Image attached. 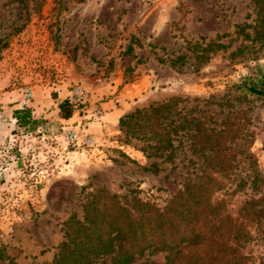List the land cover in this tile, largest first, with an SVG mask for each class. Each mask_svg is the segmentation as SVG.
Listing matches in <instances>:
<instances>
[{"label": "rangeland", "instance_id": "1", "mask_svg": "<svg viewBox=\"0 0 264 264\" xmlns=\"http://www.w3.org/2000/svg\"><path fill=\"white\" fill-rule=\"evenodd\" d=\"M121 1L0 0V62L9 63L15 50V71L24 70L29 78L23 90H32L33 102V87L40 88L38 102L51 114L39 119L35 132L7 122L0 127V264H54L66 240V223L72 217L84 219V204L98 189L164 208L203 164L185 137L187 127L175 138L170 160L168 155L147 158L122 144L119 123L103 146L67 147L64 130L78 122L63 125L57 120L59 111L52 114L62 91V101L75 85L91 95L98 79L118 75L119 62L130 66L137 57L123 52L111 61H103L102 55L89 57L85 38H64V23L76 15L111 17L109 6ZM256 19L252 0H154V66L142 69L153 80L131 100V113L181 98L174 117L178 125L190 128L200 122L206 129L221 130L224 124L240 129L238 143H244L264 177V100L239 89L264 76V46L255 39ZM129 68L128 80L140 76ZM86 110L73 109L72 117ZM234 189L229 185L227 192L214 197L237 210L251 190ZM170 254L149 251L132 264L164 263ZM246 254L251 264H264L262 233L254 234ZM109 263V257L93 261Z\"/></svg>", "mask_w": 264, "mask_h": 264}, {"label": "trees", "instance_id": "2", "mask_svg": "<svg viewBox=\"0 0 264 264\" xmlns=\"http://www.w3.org/2000/svg\"><path fill=\"white\" fill-rule=\"evenodd\" d=\"M252 2L257 15L255 39L264 46V0ZM239 89L264 100V76ZM181 101L174 97L122 117V144L147 158L168 155L170 160L175 138L187 127L185 137L193 152L203 158L199 172L164 208L98 189L84 204V219L72 217L66 223V240L54 264H93L100 257H109V264H132L149 251L171 252L164 263L151 264H251L247 246L254 234L264 235V177L244 143H238L240 129L228 124L221 130L206 129L200 122L190 128L178 125L174 117ZM58 109L61 119L73 115L69 98ZM13 118L26 133L35 132L41 123L30 109L14 111ZM229 185L235 186L234 193L251 190L237 210L214 197L227 192Z\"/></svg>", "mask_w": 264, "mask_h": 264}, {"label": "crops", "instance_id": "3", "mask_svg": "<svg viewBox=\"0 0 264 264\" xmlns=\"http://www.w3.org/2000/svg\"><path fill=\"white\" fill-rule=\"evenodd\" d=\"M108 9L111 17L76 15L64 23V38L68 36L67 39L77 42L80 37L85 38L89 57L102 55L100 59L104 61L107 58L111 61L118 56L117 52H123L122 56L133 53L137 57L136 62L130 66L127 62L123 65L119 62L118 75L112 73L105 81L98 79L99 83L93 84L87 110L82 116L67 120L57 117L63 125L70 121L78 122L79 126L83 124L82 127L94 136L97 146L109 142L119 120L135 108L131 100L149 83V79L153 80L145 76L142 69L154 66V0H124L115 5L111 4ZM14 53L15 50L12 51L13 56L9 63L0 62V127H3V122L16 126L13 113L22 109L20 103L23 100V88L29 80L24 70L16 72L18 62ZM129 67L136 74L140 73V76L128 80L127 74L131 71ZM116 68L114 65L113 72ZM19 74L20 78H17ZM56 87L57 90L63 89L59 85ZM33 88L37 97L30 104L32 117L46 119L51 114L47 115L48 110H44L47 105L40 106L38 102L40 88ZM62 95H66L64 90L59 96L58 104L64 98ZM58 111L56 104L52 114L57 116Z\"/></svg>", "mask_w": 264, "mask_h": 264}, {"label": "built area", "instance_id": "4", "mask_svg": "<svg viewBox=\"0 0 264 264\" xmlns=\"http://www.w3.org/2000/svg\"><path fill=\"white\" fill-rule=\"evenodd\" d=\"M22 94L21 107L22 109H28L33 98L32 90L25 88ZM68 98L73 108L80 111L89 104L90 93L84 86L75 85L71 88ZM64 141L67 147L72 150H92L97 146L94 136L81 125L66 128L64 130Z\"/></svg>", "mask_w": 264, "mask_h": 264}]
</instances>
